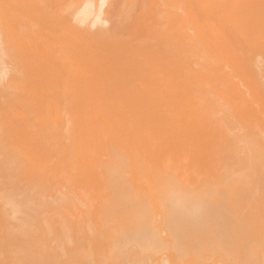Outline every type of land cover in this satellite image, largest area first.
<instances>
[{
	"label": "bare ground",
	"instance_id": "bare-ground-1",
	"mask_svg": "<svg viewBox=\"0 0 264 264\" xmlns=\"http://www.w3.org/2000/svg\"><path fill=\"white\" fill-rule=\"evenodd\" d=\"M45 1L46 0H0V37L2 36L0 38L1 39L0 41L3 42L2 41L3 36L6 39V41L4 40L5 45L4 43H1L2 45L0 47L4 45L5 46V47L3 46L4 48H6L9 51L11 50L13 56L18 60V62H16L17 61L16 59L15 62L9 60L10 62H13V64L10 63L11 68L8 66L10 69H12L11 70L12 73L14 72V74L18 76L15 75L10 76L9 71L6 69L0 71V111L5 112L6 114L4 115V113L2 112L3 116H1L2 114L0 113L1 114L0 116L2 117V118L0 117V127H3L0 131L2 134L6 133L5 137H3L4 136L3 135L2 136L3 138L2 139L0 138L1 141L3 140V144L0 143V218L6 220L5 222H7V219L11 221L9 222V224H7L6 229L1 227L2 229L7 230L6 233H9L10 236L6 235L8 237L7 240L5 237L6 241L4 243L6 244L3 248L0 245L1 246L0 248L2 249V252L4 254L6 253L7 255L8 254L10 255L9 258L11 261H9V259L7 261H9L10 264H104V263L106 264V262L112 260V262L113 261L116 262L114 264H135V260H138V258L137 259L133 258L134 253L131 254V257H128L127 255L129 251L131 252L130 250L131 248L136 246L140 248L145 246V248L147 247L151 249L158 247L164 248L165 247L164 244L166 243V242L163 243L162 241L165 239L164 236L166 237L168 236V238L172 240L171 241L170 239H168L170 241L169 243H172L170 247L180 258H185V257L187 258L189 255L192 254L196 256V254L199 255L202 253L204 254L209 252L212 253L214 251L216 254L218 253V255H220V253L223 252L225 253L226 256L228 254H230L231 257L232 255H234L235 258L233 259L237 262H241L242 260L245 261V259H247L246 258L247 256H249L248 258L252 256L249 255V249H252V251L250 250V252L253 253V249L255 250V247H257L258 250L257 252H259V250H261L258 248V246H261L259 245L260 244L259 241L264 235V89H263L264 74L262 73L263 69H261V63L264 60V0H179L181 4L179 5L178 3H176L175 6L177 4L180 6L178 10L180 11L181 14L179 12L177 14V9H176L177 7L176 8L174 7L176 9V12L174 14H172V12L170 14L166 12L169 15L168 18L166 19H162L164 15L156 16L155 14L156 11L158 10L160 12L162 9L160 8L159 10L158 6L156 8L155 13L151 12L152 10L151 8L156 7L154 5H156L157 0H120L121 5L116 7L117 9L120 7L119 8L120 12L116 10L117 11L116 13L118 14L120 13L119 14L121 19L120 22L122 24H126V25L128 24V27L131 24L132 25L136 24L134 26H138L137 28L138 30L140 29L141 35H143V33L145 34L143 36H140L139 33L140 37L137 36L138 34V32L136 31L137 29L133 26L132 27L136 29L135 30L136 34L134 33L135 35H133L132 37L129 36L130 37L129 40H127L128 38L120 39V42H118L116 40L117 36L110 34L113 38L115 37L114 41L117 42L118 44L112 41L113 39L111 40V36L108 38L110 40H108L107 39V37L109 36L108 34L107 37L104 34H102L103 35L102 37L104 38L106 37L107 40L101 39L102 37L98 38L96 36L97 38H90V36L89 37L87 36L88 38H90L89 42L88 43L84 42L85 40L83 39V37L85 38V35L82 34L83 31L79 35V33L77 32V30H79L77 28L78 25H83L85 23L88 24V20L91 18L92 21L90 22L89 20L91 25L88 24L91 27H97L96 25L107 26L106 24L108 23V22L105 23L101 18V16L105 13L106 3L108 5V2H106V0H84V2L82 1L83 3L80 4L81 6L79 4H75L74 6L76 8L75 10L71 8V10H73L72 11L73 13L72 12L71 13L73 14V21H74L72 22L73 24L75 23L77 24L76 27L74 26L75 28L73 30L74 32H77L78 35L74 33L76 34L74 37L77 38L78 43H80L79 38L80 40L83 39V42L86 43V44L84 43L82 44V40H81V44L80 45L76 44L75 47L73 45L77 43V41H75L74 44H70L68 41L70 37L67 39V36H66L67 39L66 41L68 42L65 41L64 43L67 44L66 45L67 47L66 46L64 47L63 41L61 40H60L61 45L60 44L56 45L59 40L54 38L55 35L52 37V32H50V30H49L50 35H48V32H46L45 30L46 28L44 30L47 33L45 36H47L48 41L43 36L42 33L44 32V30H42V28L44 27V22L46 24L48 21H50L49 17L51 18L50 14L52 12L50 10L52 8L49 7V2L47 1L48 2L47 3ZM74 2L77 1L75 0ZM53 4L55 3L53 2ZM76 5H79V7L77 8ZM150 6H152L150 8L151 10L149 9ZM139 7L142 11L139 9ZM112 8H114V6ZM144 8H146L147 11ZM138 9L140 15L137 13L138 11H136ZM148 10L150 11V13H148L149 12ZM162 11L164 10L162 9ZM66 12L68 13L67 10L65 11V14ZM116 13L115 15H118ZM133 13L136 14L134 15ZM151 13L155 14L156 16V17L153 16L154 20L151 19L152 17ZM121 15L123 16V18H121L122 17ZM149 16L151 20L147 21L143 19L144 17H147L148 19ZM70 18L68 20H70ZM51 21L50 23H53V21L52 22ZM64 22L67 23L65 19ZM87 24H85V26H87ZM154 25L156 26V28ZM66 26L68 27V23ZM116 26L118 25L116 24ZM59 27L58 29L60 30L61 28ZM91 27L90 29H92ZM128 27L126 28L127 30H129ZM69 28L71 29V27ZM115 28L114 30L117 29ZM141 30H143L144 32L142 33ZM68 31L70 32V30ZM72 31L71 34H73ZM119 33H122L121 28ZM93 35L91 36L93 37ZM48 36L52 38L50 37L48 38ZM55 37L58 38L59 36H55ZM54 39H56L57 42ZM110 43L111 44L113 43L112 45L115 44V47L109 45ZM63 47L65 50L67 49L69 53H67V51L62 49ZM72 47H74L73 55L71 50ZM59 52H61L59 55L57 54L59 56V60L60 59L64 60L66 59L65 56L69 57L71 54L70 59L68 60L66 59L64 60L66 62L60 63L59 61H57L58 59L56 58L58 56L55 57V53H59ZM4 55L3 54L1 55L2 58H4L3 57ZM108 62L110 63V66L114 65L111 66L110 69H109L110 67L109 64L107 66ZM106 67L107 70L109 69L110 71H113L112 72L113 75H109V77L114 76L115 72L117 73V74L115 73L116 77L114 76L112 78V80L114 79L115 81V82L113 81V83H115L114 85H117L118 83L117 81L120 80L119 82L120 84L117 85L118 87L120 86V91H118L119 88L117 86L116 87L118 88V90H116L114 86H112L113 88L110 90L115 91L116 94L120 93L119 95L120 101H118L120 102V104H118V106L114 105L115 108H118L120 106L119 107L120 110H118L120 111V115H119L120 127L118 126L120 129L118 133L120 134V139H119L121 142L120 144L121 145L122 143L132 144V147H130L132 148V151L130 150L129 153L121 154L120 152L123 151V149H120L121 146L119 144H118L120 146L119 154L116 153L117 152L116 150L114 149L112 150V148H110L111 150L109 149V152L107 149H105L109 153V158L106 160L108 162L105 163V165L103 166H102L103 163L101 162L102 159L99 158L101 159L99 161L102 163L101 168L99 167V161L98 160L94 161V159L90 157L92 156L90 155L92 152L88 154L89 156L87 158L90 157L91 159H93L91 160L92 162L94 161L93 163L98 162V165L92 164V166H95L97 170H100V173L99 171L98 172L95 171L96 170L95 168L94 169L91 168L90 171L94 170L93 172H96L98 174L97 176L98 177L100 176L102 178L101 180V178H98L96 176L98 182L100 180L103 181L102 187H100L99 186L100 184L96 182L97 179L93 178L94 180H91L92 185L97 184L100 190L103 189L105 192V193L100 192L99 189H98L99 191L96 190L98 193L94 192L97 193L98 196L100 193L99 197L96 196V198L98 197L99 200L102 198L101 201H99L100 203L97 202L98 200L96 201V199H95L96 202L90 199L93 196V194L90 195L89 193L88 195H90V197L88 198L87 193L90 192L91 188L92 189L95 188V185L92 186L90 184L91 185L90 186L87 183V182L90 183V181H88L90 178H88L87 182L84 181L83 179V183L81 180L78 181L76 179V181L80 182L78 185V182L74 181L75 179L72 178L74 176V173L67 175V176L72 175L71 177H67V179L71 178V180H73V182L76 183L77 188L78 186L81 187L77 189V192H79L77 193V196L78 197L82 196L85 199L88 198L89 203L90 201H93L94 203H96L95 204L96 206L93 205L94 204L93 203L89 205V206L93 205L92 206L93 209L88 208L89 203L86 199L85 202L87 201L86 202L87 206L85 205L84 206L85 208L86 207L88 208V209L86 208L87 210L89 209L90 210L87 212L82 209L83 212L85 211L87 213V215H84L83 212L80 211L81 212L80 213L77 211L78 206H75L76 208H74V206L70 207V202L69 203L67 202L69 198L65 195L68 199L67 201L66 200L65 201L69 205L67 203L64 204L68 205L71 209H69L67 206L69 210L66 209V211L68 212L64 214L66 217H68L70 216L69 214L73 213V215L71 214L72 222L71 223L68 222L70 224L68 225V223L66 222L70 219L64 216L65 221L67 219L68 220L66 222L65 221L63 222V226H61V229L63 230V234L65 232L66 235H62V233H60L62 237L60 236V238L54 241V245L56 244L55 245L56 247L53 248L54 245L52 244H51L52 247H49L47 243L48 241L51 240H48V238L52 236V234L54 233L52 231L55 230V228L52 227V225L53 223H55V221L53 222L54 219L51 218L52 225H50L51 222L49 223V220L46 223H44L45 220L43 224L41 223L40 213L42 211L44 212L45 210L44 208L48 207L47 206L48 202H45L46 198L44 200L43 199L44 197H42L43 185L40 184L42 183L40 179L41 174H39L40 172H35V170L33 172L32 171L33 166L31 167V164H28L29 166L26 164L29 162L25 161L26 159L25 154L28 156L29 153L30 156L28 157L29 158L31 157L29 160L31 161L32 159V161H34L35 163L36 159L38 161V158L40 157V153L41 156L45 157L47 154H49L48 153V151H50L49 148H52L54 146L55 149V146L57 145L54 143L58 144V142L60 141L53 140L54 142H52V144L54 145L52 147L51 146L49 147L48 142L52 141L50 136L46 138V141L44 140L45 138H40L43 136V135L40 136L38 132L41 129L38 131L34 130V132L36 131V135H34L33 134L34 132H32V130H33V126L36 127L35 126L36 123L33 121L34 118H32L31 120L33 124L35 123V125L33 126H30V123L27 125L24 124L23 122V127L24 125H26L27 128H29L28 126L32 128L31 130L32 133H30L29 131L28 135L24 134V133H28L26 131L22 134H24L27 143H29V141L33 142V140L34 142H36L35 144L33 142L34 144L33 146L36 149L33 146L31 147V143H29L28 145L30 146L28 148V152L24 153L25 151H27L26 148L28 145L24 143L23 139H22L23 142L20 143L19 141V143L20 144L24 143L26 145L25 146L26 148L24 147V149L26 150H24L23 147H21L20 144H18V142L14 143L12 140H10L12 138L11 135L13 134V132H15V130L17 132V130L19 129L20 130L19 133L22 130L21 129L22 127H19L18 124H15L13 122L16 123L18 122L19 124H21L22 121H24L22 116L20 118L18 117L20 116L18 115L19 111L21 115L22 113H25V109L33 105L32 104L34 102L33 99H36L35 101L38 100L36 98L38 94L41 95V93H44L45 95V93L49 92L50 94L47 95L49 97L52 94L51 92L55 93L59 91L63 95L64 94L67 95V97L69 98V96H72L74 93H77L78 91L82 92V89H86V86L89 87L91 81H94V79L97 78L99 75H102L104 72L106 73V75L107 73L109 74L110 71L107 72L105 70ZM98 70L100 72L101 71L104 72L98 73L99 75L97 74V77H95L96 76L95 73L96 71L98 72ZM7 71L9 74L7 73ZM91 71L95 72L94 73L95 76L92 74ZM7 74L9 76H7ZM105 76L103 78H105ZM119 76L120 79H118ZM90 77L92 80L89 82ZM106 78H105L106 82L104 81L105 83L102 82L101 76L97 79L98 82L99 83L102 82L103 85L101 83L100 84L97 83V80L95 79L96 81L95 83L102 85L101 87L99 85L98 87L96 86V84L92 83L93 85H95L94 88L96 87L98 88L96 89L98 90L99 93H102L103 90L105 91L104 88L101 89V92L99 90L100 88L105 86L106 83H107L106 85H109L106 87V89L109 87L111 88L110 85L111 83L108 84L107 81L111 79L107 78L106 80ZM92 88L93 86L91 85L90 91H92ZM115 92H113V94ZM92 93L91 95L89 94V100L95 92L93 94ZM204 93H208L211 96V99L206 101V103L201 104L200 98L203 96ZM96 94L98 93L96 92ZM113 94L111 97H113ZM107 95L109 94L107 93ZM28 96H30V98H28ZM24 99H26V101H22ZM19 100L22 102H18ZM86 100L89 101L88 98ZM91 100L89 102H91ZM16 102H18V105ZM37 102L34 103V105L36 104L37 106L38 105L40 106L41 105L39 104L40 101L38 104ZM93 102L95 104V101ZM113 102H111V104ZM44 103L45 102H43V104ZM52 103L53 101L49 104ZM94 104H92L93 105L92 107L94 108V106L96 105L97 108L95 107L96 109L94 110L90 109V111L97 113L96 110L99 107L98 106L99 103L95 105ZM14 106H16V109L19 110V111L17 110L18 113H16L17 111L14 112L15 109ZM37 106L36 108H38ZM105 106H107L108 108ZM105 106L103 104V106H101V110H105V109L113 110L110 109L111 106L109 107V104L107 105L105 103ZM104 107L105 109H102ZM115 108L114 110L116 111L117 109ZM101 110L99 107V111ZM7 111H13L14 112V113L12 112L13 116L11 113H9L10 116L9 114L7 115L8 113ZM100 114L102 115V111ZM104 114L106 115V113ZM10 117L11 119H9ZM53 117H56V115ZM28 118L30 119L31 117ZM36 121L38 122V120ZM45 122H48V120ZM114 122H116L115 119ZM10 123L12 124V126L15 124V128L17 127V129L13 128L14 131L13 130L11 131V129L8 128V127L12 128ZM101 127L103 128L102 125ZM101 127L99 130H102ZM44 128L45 127H43V129ZM50 128H47L49 129L48 132L50 131ZM105 128L108 129L107 126H105ZM43 129L42 132L46 131V129L45 130ZM111 129H113L114 131H112ZM109 131L114 132L113 134L108 133L111 135L110 136L111 138H109L110 139L109 142H110L112 139L115 138L114 135L117 133V129L113 128L112 126V128H110ZM100 132H101L100 134H102L103 130ZM84 133H86V131ZM32 134L35 137L32 136L30 140L27 139V137L30 138ZM67 134L69 133L67 132ZM67 134L65 136L68 137ZM104 134L105 136H107L106 135L107 133H105V131ZM70 135L71 134H69V136ZM84 135L85 138H88L86 135L89 134L86 133ZM75 136H76L75 138H77V136L79 135H75ZM105 136H103L104 140L108 141L106 140L107 138ZM39 138L42 140L41 143L43 144H41L38 141L40 140ZM48 138H50V140H48L47 142ZM88 140L87 143L89 144L90 141L88 142ZM85 141L86 140L84 139V142ZM113 141H115V143ZM46 142L48 143V145L46 144L48 148L43 146ZM111 142H113V144L116 145L117 144L116 138ZM64 143L66 144V142ZM60 144L62 145V143H59V145ZM105 144L107 143H104V146ZM110 144L108 146H110ZM89 145H91L90 147H92L93 146L92 142ZM143 145H146L144 146V148L146 149V151L149 150L148 153L143 148ZM150 145L152 146L154 151L153 150L150 151L149 149ZM60 146L59 148H61ZM66 146L67 144L64 147ZM116 146L115 148L117 149L118 146L117 147ZM177 146L179 147L175 148ZM42 147L47 148V152L43 153ZM82 147L76 150H79ZM3 148H5L6 150L11 148L10 150L12 151L10 152L8 150L9 151L8 153L7 152L4 153L1 151V149L3 150ZM34 150L35 151L37 150V152L40 153L35 154L36 152ZM72 150L73 149H71V152L68 151L71 153L68 154L70 156L67 159L70 163L71 162L74 163L76 161V160L70 161L71 159L73 160L74 157L76 159L79 156L78 155L76 157L77 154L75 155L73 153L74 151ZM140 150L141 151L143 150L144 154ZM29 151H31V153ZM63 151L60 152V154L57 153V155H61ZM103 151L102 153H104L103 154L104 156L106 154L105 153L106 151L104 152ZM32 152L35 154L32 156H36L33 157L34 159L36 158L35 160L31 156ZM150 152L151 153L153 152V154H151ZM45 153L46 155H44ZM52 154L49 155L51 156ZM72 154H74V156ZM50 156L47 155V159ZM95 156H97L96 153ZM53 157H56L55 161L56 159H58V156H56V154ZM68 161L66 162L68 163L69 166ZM85 161L87 162V159ZM150 161H153V163H151ZM186 161L187 163L188 161H190L194 165L190 163L192 165L190 166L189 163L188 164L186 163L188 166H190L188 167L186 164H184L186 170L190 168V170H188L190 173L184 172L183 174H186L184 176L182 173H179L181 174V177L183 176L185 178V181L184 178H182V180L179 181L186 182L188 181L189 177H191L192 179L193 174L189 175L191 174L192 171L196 175V177L195 175L193 177V180H196L194 182L200 183L202 181V180L197 181L198 180L197 177H200V179L204 178L207 180V182H201L200 185L197 184L199 186H196L195 185L196 183H194L195 185L194 186L192 184L193 181L192 183H190V185L187 182L188 184L186 186L189 187L193 186L190 187L191 189L189 188V191L185 190L187 187H183V185L182 186L178 185L180 188H176V187L174 188L172 186L173 184L172 185L170 184L173 183L172 180H169V178L168 180L163 179L173 175L171 174V172L173 173L174 171H175L174 175L178 176L179 174L177 169L182 167L183 166L182 163H185ZM56 163L58 165V162ZM73 163L71 164L73 165ZM207 163L213 165V169H210L211 166L208 167L209 165ZM16 164L18 165V167ZM25 165L30 167L31 169L28 168V170H26ZM203 165L204 166L208 165L207 166L208 173L210 170L211 174L210 173L209 174L212 175V178L210 176L211 180L215 178V181L217 180V182H215L214 180L210 182V180H208L209 177L208 178L206 177L209 176V174L202 175V173H207L206 172L207 167H205L206 169L204 168L206 171L203 172L204 171V169L202 168ZM152 166L154 168L156 167L157 169V170L155 169V173L153 172L154 168H152ZM173 166H176L174 167V169L175 168L176 169L170 172ZM75 167L78 166L76 165ZM61 168H63V164ZM82 168L85 169L84 167ZM132 168L133 170H135L134 174L136 175L133 176L131 181H134L136 179L140 180L141 177L145 176L144 175L145 173L147 174L148 179L149 178L151 179L153 176V179H151L153 181H151L152 183L150 182L151 183L150 185L151 187H153L152 190L154 192L153 191L151 192V189L150 192L152 193L153 196L152 198H154L153 193L155 194V198L152 201L150 200L151 197L148 195L149 191L147 192L148 194L146 193L143 194L146 196L143 195L141 196L142 191L139 192L141 188L138 189L139 191L136 190V188H139L137 187L136 181H134V184H132L133 187L131 184H130L131 186L129 185V182L126 180L127 178L125 177V174H127V170L128 172H130L129 169ZM183 169H184L183 171H186L185 168ZM23 170L26 173H22ZM70 170H68L69 173ZM74 170L75 172L77 171V169ZM29 171L30 172L32 171L34 174L32 172H31L32 174L29 173ZM150 171H152L153 173ZM96 173L94 174L96 175ZM79 175L78 176L76 175L77 178L80 177ZM130 175L132 176L133 174H129L127 176L131 178ZM92 176L94 177L93 174ZM135 176L137 178L134 179ZM177 176H176L177 179L179 178L181 179V177L178 178ZM201 176L203 177L201 178ZM42 177L45 176L42 175ZM63 177L65 176L63 175ZM170 178L172 179V176ZM173 179H175L174 176ZM146 180L147 177L144 180L145 183L147 184ZM67 181L70 182V180ZM184 182H182V184H184ZM84 183L85 185H83ZM63 184L65 185L66 183ZM138 184H141V182ZM72 187L74 186H71V188ZM82 188L84 189V192L81 190L83 193L81 191H78ZM148 188H150L149 184H148ZM144 189L145 188H143V190ZM74 190L76 189L74 188ZM91 193L93 192L91 191ZM38 197L41 202L38 203L39 205L36 204L37 203L36 199ZM84 198L80 199L79 201L83 202ZM61 200H64V198H62ZM61 204L63 203L61 202ZM59 208L63 209L66 208V206ZM59 208H57L56 206L55 210ZM59 210L58 212L56 211V213H60L62 211L60 213L62 216L60 215L61 217L60 218L58 217L57 220L60 219L61 221H63L64 219L63 212H65L63 210L65 209L61 210L60 212ZM51 211L52 210L45 211L47 214H44L42 212L43 213L42 216L43 215L48 216V214L52 213ZM74 212L77 215H75ZM47 216L46 218L50 217L51 215L48 217ZM157 216L160 222L162 220V225L164 227L163 229L162 228L160 229L165 230L168 234L166 235L164 233L165 234L164 235L162 234L163 233L162 232L161 234L164 235L163 236L164 239H161V241L156 239V234H159L160 232L157 233L159 229L156 227L158 226L157 225L155 226L153 224L154 219H156ZM93 218L97 220L96 224ZM0 221L3 222V220L1 219ZM160 222H158L159 227L161 226ZM64 223L67 224V226H65ZM95 225H98V228H100L101 226L102 228L105 227L108 228L107 232L109 231V229L113 230L112 233L114 237L113 236L112 237L115 240L113 239L111 240L116 241L117 244H120L119 246H121L120 248H122L120 249L121 251H118L119 247H117L118 249L109 251V253H113V254H106L104 252L105 254L103 255L100 253V251L98 250L95 251L94 250L95 248L99 249L100 247L102 248V250L105 251V249L107 248L105 246H108L107 245L108 241H111V240H107L110 238V236H108L109 238L107 237L106 241L104 240L105 242H107V244L104 242V244L106 245L105 246L103 245V243L101 242L102 237L106 238L107 235V233L103 229V232H105L106 234L103 232L101 233L102 235L105 234L104 235L105 237L104 236L100 237L101 241H99V243L102 244L105 248L102 247L101 245L99 246V244L98 247H96L97 246L96 243L98 241L93 242L99 239L96 238V235L94 236L95 238L93 236L91 237L93 239V240L90 239L92 240V242L91 241L87 242V240L85 239L87 237L86 234L88 233V235H92L91 232L94 231L92 230L93 229L92 227H94ZM57 226H56V231L58 230ZM51 227L53 228V230ZM94 229L96 231L97 229L96 226L94 227ZM59 230L57 232L62 231ZM56 231L55 234L53 235H56ZM100 231L102 230L100 229ZM96 232H98V230ZM48 235L50 236L48 237ZM3 239L4 238L2 237V241L0 242L2 243V245L4 241ZM255 240L258 242V246L252 245L253 243L254 244L257 243L255 242ZM65 241L70 242L71 245H69V243L66 242V244H68L70 248L75 244L73 250L67 247L69 248V250H71L68 253V257H69L68 261L66 260L67 253L64 251L65 248L63 247L64 245L65 247L67 246L66 244H64ZM72 241L75 243L74 244L71 243ZM50 243H52V241ZM263 243L264 242L262 241V244ZM167 247H165L166 250ZM57 249L58 250L60 249V252H58ZM90 250L93 251L91 252ZM218 251H220V253ZM106 252L108 253V251ZM257 252L255 251V253L258 255L260 253L261 255L264 254V251H260V253ZM3 253L2 255H4ZM162 253L161 254L165 260L166 258H168V260L171 259L174 260V258H172L173 255L172 256L170 255V257H168L169 256L168 253H166V255L165 252ZM255 253H253V257L256 255ZM237 255L241 258V260L239 257H237ZM261 255L259 256L261 257ZM0 256H1V251H0ZM202 256L204 255H201V258ZM63 257L65 258L66 261L65 260L62 261L64 259ZM148 257H149V253H148ZM236 257L240 261H238V259L236 260ZM260 257L258 259H260ZM154 258L153 260H155ZM186 258L183 259V262L186 261ZM190 258L189 260H191L193 257L191 259ZM1 259L3 261L4 258ZM160 259L158 260L159 263H160ZM227 259L230 260L229 257ZM251 259H249L250 261H247L249 264L251 262L253 263V259L252 260ZM258 259H256V261ZM189 260L187 259L186 264H188ZM260 260H258L259 264H261L260 262L263 259L261 261ZM222 261L224 262V260ZM5 262L6 261H4L2 264H4ZM242 262L240 264H242ZM172 263L175 264L176 262L171 261V264ZM197 263L201 264L199 263L198 260ZM212 263L214 262L212 261ZM107 264H111V263H107ZM145 264H147V262H145ZM168 264H170V261H168ZM180 264L183 263L181 262Z\"/></svg>",
	"mask_w": 264,
	"mask_h": 264
},
{
	"label": "rangeland",
	"instance_id": "rangeland-1",
	"mask_svg": "<svg viewBox=\"0 0 264 264\" xmlns=\"http://www.w3.org/2000/svg\"><path fill=\"white\" fill-rule=\"evenodd\" d=\"M47 1L49 2V7L52 8V9H50V10L52 11V12L50 11L52 15L50 14L51 18L49 17V20H50V21L52 20L53 23H50V21H48V22L45 24V22H44V27L42 28V30H44V29L46 28L45 30H46V32H48V35H50V32H52V37H53L54 35H55V36H59L58 38L54 36V38H56V39L59 40L58 43H57L56 45L60 44V43H61L60 40H61V41H63V45H64V47H65L67 44H64V43H65V41H66L69 37H70V38H71V37L73 38V37L77 34V32H78L79 35H80L82 31H83L82 34L85 35V38L83 37V39L85 40L84 42H86V43L89 42V39H90V38H97V37H98V38H101V37L103 36L102 34H104L106 37L109 35V36L107 37V39H108L111 35L117 36V37H116V40H117L118 42H120V39H127V38H128L127 40H129L130 37H132L133 35L136 34V32H135L136 29H137L136 31L138 32L137 36H139L140 29L138 30V28H137L138 26H134V25H136V24H133V25H132V24H131V25L129 24L131 27H130V26L128 27V24L126 25V24H122V23L120 22V21H121V19H120V15H119L120 13H119V14L116 13V12H117L116 10H118V12H120V11H119V10H120V9H119L120 7H119L118 9L116 8V7H118V6L121 5V4H120V3H121L120 0H108V1L106 0V2H108V5H107V3H106V5L108 6V8H109L110 10H109V9L107 8V6L105 5V13L101 16V18H102V20H103L105 23L108 22L110 25L107 23V24H106L107 26H105V25H104V26L101 25L102 27H101L100 25H96L97 27H91V26H90V25H91L90 22L92 21V20H91L92 18L89 19L90 22H89V20H88V24H90V25H88L87 23H85V24H87V26H85V24H83V25H78V26H77L76 23L73 24V22H74V21H73V14H72V13H73V12H72L73 10H71V8L75 10V9H76V8L74 7L75 4H79V5H80V4H82V3L84 2V0H81V1H80V0H79V1L76 0L77 2H74L75 0H74V1L72 0L73 3H72V1H70V0H66V1L63 0L64 2L61 1V0H54V1H53V0H46L45 2H47ZM52 1H53L55 4H53ZM82 1H83V2H82ZM162 1H163V3H162ZM173 1H174V2H173ZM173 1H172V0H171V1H170V0H167V1H166V0H157L156 5H154V6H156V7H152V6H150L149 9L152 7V8H151L152 10H151V9H150V10H151L152 13H155L157 6H158V9H159V10H160V8H162V9L164 10V11H162V9H161L162 13H161V11L159 12V11L157 10L155 14H156V16L164 15V17H163L162 19H166V18H168V16H169L168 13L170 14V13L172 12V14H174V13L176 12V9H177V14H178V12L180 13V11H179L178 9H179V7H180L179 5L181 4V2H180L179 0H173ZM176 1H177V2H176ZM48 2H47V3H48ZM50 2H51V3H50ZM60 2L62 3V5H61ZM109 2H110L111 4H110ZM167 2H168V3H167ZM68 3H69V5H68ZM158 3H159L160 5H159ZM164 3H165V4H164ZM176 3H178L179 5L177 4V5L175 6ZM255 3H256V1H255ZM50 4H51V5H50ZM162 4H164V5H162ZM172 4H173V5H172ZM59 5H60V6H59ZM67 5L70 6V7H68ZM79 5H76V7L78 8ZM109 5H110V6H109ZM80 6H81V5H80ZM113 6H114L115 9L112 8ZM159 6H160V7H159ZM161 6H162V7H161ZM163 6H164V7H163ZM167 6H168V7H167ZM73 7H74V8H73ZM140 7H141V6H140ZM140 7H139V9H140ZM143 7H144V6H143ZM143 7H142V8H143ZM171 7H172V8H171ZM174 7H175V8L177 7V8L175 9ZM106 8H107V10H106ZM111 8H112V10H111ZM136 8H138V7H136ZM153 8H154V10H153ZM170 8H171V9H170ZM56 9H58V10H56ZM139 9L136 10V11H138V12H137L138 14L140 13V12H139ZM144 9L146 10V8H144ZM147 9H148V8H147ZM174 9H175V10H174ZM62 10H63V11H62ZM66 10L68 11V13L66 12V14H65V11H66ZM140 10H141V9H140ZM145 10H143V11H145ZM167 10H169V11H167ZM59 11H60V12H59ZM107 11H108V12H107ZM141 11H142V10H141ZM146 11H147V10H146ZM148 11H149V10H148ZM153 11H154V12H153ZM57 12H59V13H57ZM71 12H72V13H71ZM106 12H107V13H106ZM114 12H115L116 14H118V15H115ZM157 12H159V13H161V14H159V13H157ZM164 12H165V13H164ZM166 12H168V13H166ZM15 13H16V12H15ZM62 13H63V14H62ZM112 13H113V14H112ZM148 13H150V11H149ZM152 13H151V15H152L151 19L154 20V17H153V16H155V14H152ZM58 14H59V15H58ZM133 14L135 15L136 13H133ZM157 14H158V15H157ZM180 14H181V13H180ZM12 15H13V14H12ZM111 15H112V16H111ZM122 15H123V14H122ZM122 15H121V16H122ZM139 15H140V14H139ZM146 15H147V14H146ZM149 15H150V14H149ZM52 16H55V17H52ZM67 16H68V17H67ZM116 16H118V17H116ZM137 16H138V15H137ZM156 16H155V17H156ZM165 16H166V17H165ZM63 17H64V18H63ZM65 17H66V18H65ZM70 17H71V18H70ZM111 17H112V18H111ZM114 17H116V18H114ZM134 17H135V16H134ZM161 17H162V16H161ZM56 18H57L58 20H57ZM69 18H70V20H68ZM121 18H123V16H122ZM136 18H137V17H136ZM139 18H140V17H139ZM64 19H65V21L68 23V27L66 26L67 23L64 22ZM66 19H67V20H66ZM119 19H120V20H119ZM137 19H138V18H137ZM143 19H145V20H147V21L151 20V19H150V16H149L148 19H147V17H144ZM157 19H159V18H157ZM59 20H60V21H59ZM112 20H113V21H112ZM44 21H46V20H44ZM52 21H51V22H52ZM55 21H56V22H55ZM62 21H63V22H62ZM72 21H73V22H72ZM114 21H115V22H114ZM118 21H119V23H118ZM130 21H131V20H130ZM130 21H129V22H130ZM131 22H132V21H131ZM131 22H130V23H131ZM150 23H151V21H150ZM152 23H153V22H152ZM54 24H55V25H54ZM56 24H57V25H56ZM114 24H115V25H114ZM116 24H117L118 26H116ZM120 24H121L122 26H121ZM58 25H59L60 27H59ZM61 25H62L63 27H62ZM113 25H114V26H113ZM123 25H124V27H123ZM152 25H153V24H152ZM53 26H54V29H55V28H57V29L54 30V29H53ZM56 26H57V27H56ZM72 26H73V27H72ZM74 26H75V27L77 26V28H78L79 30H81V31L77 30V32H74V30H73V29L75 28ZM79 26H80V27H79ZM82 26H83V27H82ZM88 26H90L92 29H90V27H88ZM110 26H111V27H110ZM119 26H120V27H119ZM132 26L135 27L136 29H134ZM154 26H155V25H154ZM50 27H51V28H50ZM58 27L61 28V29L59 30ZM66 27H67V28L71 27V29H72L73 31H72L70 28L67 29ZM84 27H85V28H84ZM86 27H88V28H86ZM115 27H116L117 29H116ZM118 27H119V29H118ZM127 27L129 28V30L126 29ZM49 28H50V29H49ZM65 28H66V29H65ZM100 28H102V29H100ZM114 28H115L118 32H117L116 30H114ZM120 28L122 29V33H123V34H122V33H119ZM124 28H125V30H124ZM130 28H131V29H130ZM155 28H156V26H155ZM157 28H159V27H157ZM62 29H63V30H62ZM45 30H44V32L42 31L43 33H42V32H41V33L43 34V36L45 37V39H47V36H45V35L47 34V33L45 32ZM49 30H50V32H49ZM51 30H53L54 33H53V31H51ZM68 30H70V32H69ZM97 30H98V31H97ZM132 30H133V31H132ZM66 31H67V33H66ZM71 31H72L73 34H74V33H76V34H74V35L71 34ZM75 31H76V30H75ZM96 31H97V32H96ZM128 31H129L130 33H129ZM131 31H132V33H131ZM58 32H59L60 34H59ZM116 32H117V33H116ZM141 32L143 33L144 31L141 30ZM105 33H106V34H105ZM134 33H135V34H134ZM61 34H62L63 36H62ZM64 34H65V35H64ZM68 34H69V35H68ZM70 34H71V35H70ZM87 34H88V35H87ZM93 34H94V35H93ZM107 34H108V35H107ZM110 34H111V35H110ZM121 34H122V35H121ZM144 34H145V33H143V35H144ZM77 35H78V34H77ZM84 35H83V36H84ZM91 35H93V37H92ZM100 35H101V36H100ZM124 35H126V36H124ZM143 35H141V33H140V36H143ZM60 36H61L62 38H64L65 40L62 39ZM66 36H67V39H66ZM87 36H88V37L90 36V38H88ZM96 36H97V37H96ZM129 36H130V37H129ZM140 36H139V37H140ZM1 37H2V36H1ZM1 37H0V38H1ZM49 37H50V36H48V38H49ZM52 37H50V38H52ZM86 37H87V38H86ZM106 37H105V38L102 37L101 39H105V40H107ZM123 37H125V38H123ZM70 38H69V39H70ZM72 38H71V39H72ZM78 38H79V37H78ZM114 38H115V37H114ZM114 38L111 36V40L113 39L112 41H114ZM56 39H54V40H56ZM69 39H68V41H69L70 44H74L75 41H77V38H76V37H74V38L72 39V40H73V43H72V40L70 39V40H71V41H70ZM75 39H76V40H75ZM83 39H81V40H82V44L84 43V42H83ZM0 40H1V39H0ZM4 40L6 41V39H5L4 36H3V39H2L3 42L0 41V46L2 45L1 43H4V45H5V41H4ZM81 40H80V38H79V42H80V43H78V41H77V43H75L73 46L75 47L76 44H77V45H80V44H81ZM108 40H110V39H108ZM47 41H48V39H47ZM68 41H66V42H68ZM102 41H104V40H102ZM112 41H111V42H112ZM56 42H57V40H56ZM106 42H109V41H106ZM114 42H115V41H114ZM86 43H84V44H86ZM115 43L118 44L117 42H115ZM70 44H68V45H70ZM112 44H113V43H112ZM112 44L110 43L109 45H112ZM4 45H3V46H4ZM60 45H61V44H60ZM119 45H120V43H119ZM3 46L0 47V50H1V51H0V52H1V53H0V56H1L2 54H3V55L5 54V55L3 56L4 58H2V56L0 57V62H1V64H0V68L3 66V67L1 68L0 71H2L3 69H4V70L6 69V70L9 71L10 74L8 73V71H7V73H8L10 76H11V75L13 76V75H15V74H14V72L12 73V71H11L12 69H10V68H11L10 65L13 64V62H15L17 59L13 56V53H11V52H12L11 50L9 51V50H7L6 48H4L5 46H4V47H3ZM71 46H72V45H71ZM112 46L115 47V44L112 45ZM116 46H118V45H116ZM64 47H63L62 49H64ZM66 47H67V46H66ZM74 47H72V49H71V50H72V55H73V51H74L73 48H74ZM68 48H69V46H68ZM70 48H71V47H70ZM119 48H120V47H119ZM64 50H65V49H64ZM64 50H63V51H64ZM2 51H3L4 53H3ZM6 51H7L8 54L6 53ZM59 51H60V50H59ZM63 51H62V52H63ZM65 51H67V49H66ZM69 51H70V50H69ZM77 52H78V51H77ZM60 53H61V52H59V53H55V57L58 56ZM67 53H69V52L67 51ZM11 54H12V55H11ZM57 54H58V55H57ZM6 55H7V56H6ZM8 55H9V57H8ZM53 55H54V54H53ZM66 55H68V54H66ZM70 56H71V54H70ZM70 56H69V57H68V56H65V58L68 60V59H70ZM1 58H2V59H1ZM9 58H10V59H9ZM11 58H12V59H11ZM13 58H14V59H13ZM56 58L58 59L57 61H59L60 63H61V62H66V61H64V60H66V59H64V60H63V59H60V60H61V61H60V60H59V56L56 57ZM56 58H55V60H56ZM15 59H16V60H15ZM9 60H10V61H13V62H10ZM62 60H63V61H62ZM70 61H71V60H70ZM70 61H69V62H70ZM118 61H119V60H118ZM16 62H18V60H17ZM119 62H120V61H119ZM10 63H11V64H10ZM201 63H202V62H201ZM262 63H263V65H262ZM262 63H261V69H263V71H264V60H263ZM108 64H109V66H110V63H109V62L107 63V66H108ZM8 66H9L10 68H9ZM111 66H114V65H111ZM111 66L109 67V69L111 68ZM119 66H120V63H119ZM5 67H6V68H5ZM115 68H116V66H115ZM115 68H114V70H115ZM109 69L107 70V67H106L105 70L108 72V71H110ZM112 69H113V67H112ZM119 70H120V67H119ZM263 71H262V73L264 74ZM91 72H92V71H91ZM101 72L103 73L104 71H101ZM101 72L98 70V72H97V71H96V73H95V72H92V74L94 75V73H95L96 76H95V75H94V76L97 77V74H98V73H101ZM110 72H111V74H110ZM110 72H109V74L107 73V75H106V73L104 72V73L102 74L103 76L98 74L99 76H98L97 78H95V77H94V78L97 80V79L101 76V77H102L101 80H102V82H104L106 77L108 78L109 75H113V73H112L113 71H110ZM114 72H115V71H114ZM89 73H90V72H89ZM115 73H116V72H115ZM115 73H114V76L116 77ZM8 74H7V76H9ZM116 74H117V73H116ZM85 75H88V74H85ZM90 75H91V74H90ZM90 75H89V76H90ZM105 75H106V76H105ZM7 76H6V77H7ZM15 76H18V75H15ZM104 76H105V78H103ZM114 76L109 77V78L112 80V78H113ZM263 77H264V76H263ZM107 78H106V80H107ZM109 78H108V79H109ZM95 79H94V81H91L92 79H91V77H90L89 82L91 81V84H89V87L86 86V89H82V92H79V91H78L77 93H74L72 96H69V98L67 97V95H65V94L63 95V94L60 93L59 91H57V92H55V93L51 92L52 94H51V96H49V97L47 96L48 94H50L49 92L45 93V95H44V93H41V95L38 94V96L36 97V98L38 99V100H37L38 102L35 101L36 99H33L34 102L32 103V104H33V105L31 106L32 108L29 107V108L25 109V113H22V115H21L20 111H19L18 109H16V106H14V108H15L16 110L13 108V109H14V112H16L17 110L19 111V114H18V115H20V116H18V117L20 118V117L22 116L24 121H22L21 124H19L18 122H17V123H16V122H13V123H15V124H18L19 127H22V128H21L22 130H21L20 133H19V131H20L19 129L17 130V132H16V130H15V132H13V134L11 135V137H12L13 139L10 137V138H11V139L9 138L10 140H12L14 143H17V142H18V144H20V143L23 142V140H24V143H25V144L28 145L29 143H31V147H32L36 142H34V140H33L34 144H33V142H31V141H29V143H27V142H26L27 140H25L24 134H27V135H28V134H29V131H30V133H32V132H34V130H37V131H38V130L41 129V130L38 131V132H39L40 136L43 135L44 137L42 136V137H40V138H45L44 140L46 141V138L50 136V138L52 139V141L48 142V140H50V138L47 139V142L49 143V147H50V146L52 147L54 144H56V145L58 146V147L55 146V149H54V146L52 147L53 149H52V148H49L50 151L52 150L51 153H50V151H48L49 154H52L53 152H54V153L56 152L55 154H56V156H58V159H56V161H55V158H56V157H53V156H55L54 153H53L54 155H53V154L51 155L52 157H51L49 154H47V155L50 156L52 159L54 158V159H53L54 162L52 161V159H51L50 157L47 159V155H46V153L44 154V155H46V156L44 157V156H41V153L39 152V153H40V157H39V158H40V159H41V158H44V159H41V160H40V159L38 158V161L40 160L41 163L44 161V162H45V163L43 162L44 164H43V163L41 164L40 161H39V163H38V161H37L36 158H35V159H36L37 162L35 161V163H34V161H32V159H31V161H30L29 159H30L31 157H30V158L28 157V156H30V154L28 153V156L25 154V156H26L25 161L29 162V163H26V164H27V165H28V164H31V167L33 166V170H32V171L34 172V170H35V172H40L39 174H41V175H40V176H41L40 179H41V182H42V183H40V181H39V183L43 185V186H42V188H43V189H42V191H43V193H42V197H44V198H43L44 200H45V198H46L45 202H48V205H47V206L50 207V208H48V207L44 208L45 210H44V212H43V211H42V212H43L44 214H47L45 211L52 210V211H51L52 213L50 212L51 214H48V216L51 215L50 217H48V216L46 215V216L49 218V219H48V218H46V216H44V215L42 216L43 213L41 212V213H40V215H41V216H40V217H41L40 220H41V223H42V224H43L44 220H45L44 223L48 222V220H49V223L51 222L50 225H52V221H51V220L54 219L53 222L55 221V223H53L52 227H54L55 230H53V228L51 227L52 230H53L52 232H54L53 234H55L56 226H57V225H58V226H57V229H58V230H59V229L62 230V229H61V226H63V222L65 221V217H66L65 214L68 212V211H66V209L69 210V209H71V208H70L71 206H74V208H76L75 206H78V207H77V209H78L77 211H78V212H80V211L83 212L82 209L88 212L90 209H93L92 206L96 204V203H94V202H96L97 200H98L97 202L101 201L102 198H101L100 200L98 199V197L100 196V193H99V196H98V195H97V193H98L97 191L100 190L99 186L102 187V182H103V181H101L102 178H101L100 176H99V177L97 176L98 174H97L96 172H93L94 170L90 171L91 168H93V169L95 168V166H92V164H94V165H95V164L98 165V162H95V163H93V162H94L95 160H96V161H97V160L99 161V160L102 159L103 161L101 160V162H102L103 164L99 161V167L101 168L103 165H105V163L108 162V161H106V160L109 158V153H108V152H109V149H110V148H112V150H113V149L116 150V151H117L116 153H118V154H119V147H120V146H121L120 149H123V151L120 150V151H121V152H120L121 154H122V153H123V154L129 153L130 150L132 151V148H130V147H132V144H126V143H122V145L120 144V143H121L120 140H119V139H120V134H118L119 131H120V129H119V127H120V119H119V118H120V117H119V115H120V111H118V110H120V108H119L120 106L118 107L119 109H118V108H115V106H118V104H120V102H118V101H120V97H119L120 93H117V94H116L115 91H111V90H110V89L113 88L112 86H114V88H116V90H118V88H119L118 91H120V86H119V87L117 86L118 84H120V83H119L120 80L117 81V79H116V81L118 82L117 85H114V84H115V83H113L114 79H113L112 81H111V80H107V81H108V84L111 83V84H110V85H111V88L109 87V88L106 89V87L109 86V85H106V84H107V83H106L105 86H103V87L100 88V90H99V91L101 92V89L104 88L105 91L103 90L102 93H99L98 90H97L98 88H97V87H96L97 89L94 88L95 85H93L92 83H94V84H96V86H98L100 83L102 84V82L99 83L98 80H97V83H99V84H97V83H95V82H96ZM103 79H104V80H103ZM118 79H120V76L118 77ZM99 81H100V79H99ZM89 82H88V83H89ZM105 82H106V81H105ZM105 82H104V83H105ZM114 82H115V81H114ZM112 84H113V85H112ZM91 85L93 86L92 91H90ZM102 85H103V84H102ZM102 85H99V86L101 87ZM99 86H98V87H99ZM116 86H117L118 88H117ZM88 89H89V91H88ZM95 89H96V90H95ZM205 89H207V88H205ZM263 89H264V87H263ZM93 90H95V91H93ZM84 91H85V92H84ZM106 91H107V92H106ZM90 92H91V93H92V92H93V93L95 92L94 94H96V92L98 93V94H96V95H94V94L92 93V94H93L92 97L90 96V97H91L90 100L92 99V100H91L92 103L89 102V101H90V100H89V94L91 95ZM103 92H104V93H103ZM109 92H110V93H109ZM111 92H112V93H111ZM113 92H115V93L113 94ZM205 92H206V90H205ZM107 93H108L109 95H107ZM100 94H101V95H100ZM112 94H113V97H111ZM115 94H116V95H115ZM43 95H44V96H43ZM59 95H60V96H59ZM105 95H106V96H105ZM114 95H115V96H114ZM117 95H118V96H117ZM207 95H208V96H207ZM87 96H88V97H87ZM97 96H98V97H97ZM99 96H100V97H99ZM103 96H104V97H103ZM45 97H46V98H45ZM94 97H95L96 99H95ZM114 97H115V98H114ZM205 97H206L207 99H206ZM28 98H30V96H28ZM87 98H88L89 101L86 100ZM106 98H107V99H106ZM26 99H27V96H26ZM26 99H24V100H22V101H26ZM46 99H47V100H46ZM113 99H114V102H113ZM117 99H118V100H117ZM204 99H205V100H204ZM209 99H211V96H210L208 93H204L203 96L200 98L201 104L206 103V101H208ZM28 100H29V99H28ZM31 100H32V99H31ZM50 100L53 101L52 104H49V103L52 102V101H50ZM105 100H106V101H105ZM115 100H116V101H115ZM22 101L19 100L18 102H22ZM39 101H40V103H39ZM93 101H95V104H98V103H99L98 106L100 107V110H101V106H103V104H104V106H105V103H106L107 105L109 104V107L111 106L110 109H113V110H114V108H115V109H117V110H116V111H115V110H114V111H113V110H109V109L106 110L105 107H107V106H105V107L102 108V109H105L106 111L109 110V111H108L109 113L106 112L105 110H101V111H102V115H103V116H102V115L100 114L101 111H99V107H98V109H97L98 111L96 110L97 113H94L93 111H90V109H91V110H92V109L94 110V109L97 108ZM96 101H97V102H96ZM109 101H110V102H109ZM18 102H16L17 105H18ZM28 102H29V101H28ZM36 102H37V104L39 103V104H41V105H40V106H39V105L37 106L36 104L34 105V103H36ZM43 102L47 103L48 105L45 104V103L43 104ZM54 102H55V103H54ZM57 102H58L59 104H58ZM60 102H61V103H60ZM111 102H113V103L111 104ZM23 103H25V102H23ZM63 103H64V104H63ZM90 103H91V104H90ZM114 103H115V104H114ZM14 104H15V102H14ZM14 104H13V105H14ZM42 104H43L44 106H43ZM92 104L95 105L94 108L92 107V106H93ZM101 104H102V105H101ZM28 105H29V104H28ZM114 105H115V106H114ZM36 106H37L38 108H36ZM33 107H35V108H33ZM95 107H96V108H95ZM107 108H108V107H107ZM30 109H31V110H30ZM6 110H7V109H6ZM18 111H17L16 113H18ZM110 111H111L112 113H111ZM2 112H3V111H0V113L2 114V115L0 114L1 116H3V113H4V115H6L5 112H3V113H2ZM7 112H8V113H7ZM7 112H6V113H7V115H8L9 113L12 114L13 111H7ZM14 112H13V113H14ZM86 112H87V113H86ZM88 112H91V113H88ZM103 112L106 113V115H105ZM85 113H86L87 115H86ZM114 113H115V114H114ZM26 114H27V115H26ZM90 114H91V115H90ZM23 115H24V116H23ZM55 115H56V117H53V116H55ZM114 115H115V116H114ZM1 116H0V117H1ZM9 116H10V114H9ZM12 116H13V114H12ZM12 116H11V117H12ZM47 116H49L50 118L47 117ZM51 116H52V117H51ZM85 116H86V117H85ZM101 116H102V117H101ZM11 117H10L9 119H11ZM28 117H31V118L29 119ZM38 117H39V118H38ZM91 117H92V118H91ZM103 117H104V118H103ZM110 117H111V118H110ZM1 118H2V117H1ZM16 118H17V117H16ZM25 118H26V121H25ZM32 118L35 119V120L33 119V121L36 123V125H35V123L33 124L32 120H31ZM43 118H44V119H43ZM46 118H48V119H46ZM87 118H88V119H87ZM117 118H118V119H117ZM51 119H52V120H51ZM100 119H101V120H100ZM111 119H112L113 121H112ZM114 119L116 120V122H114ZM27 120H28V121H27ZM29 120H30V122H29ZM36 120H38V122H37ZM42 120H43V121H42ZM47 120H48V122H45V121H47ZM58 120H59V121H58ZM97 120H98V121H97ZM9 121H10V120H9ZM40 121H41V122H40ZM106 121H107V122H106ZM110 121H111V124H110ZM23 122H24V124H27V125L30 123V126L35 125L36 127L33 126V130H32V128H31L30 126H28L29 128H27V126L24 125V127H25V129H24V127H23ZM26 122H27V123H26ZM39 122H40V123H39ZM49 122H51V123H49ZM37 123H38V124H37ZM102 123H103V124H102ZM118 123H119V124H118ZM10 124H11V123H10ZM15 124L13 125L14 127H13L12 124H11L12 128H10V127H8V128L11 129V131H12L13 128H15ZM104 124H105V125H104ZM114 124H115L116 126H115ZM20 125H22V126H20ZM45 125H46V126H45ZM52 125H53V126H52ZM101 125L103 126V128L101 127ZM108 125H109V126H108ZM68 126H69V127H68ZM70 126H71V127H70ZM99 126H100L101 129L103 130V132H102L103 136H105L104 131H105V133H107V134H106L107 136H105V137L107 138L106 140H108V141H105V140H104V137L102 136V134H100V133H101L100 131H102V130H99V129H100ZM105 126H107V128L110 127V126H111L110 128H112V126H113V128H116V129H117V133H116V131H115L116 134L114 135V137L116 138V142H117L116 145L118 146L117 149L115 148L116 145L113 144V142L115 143V141L111 142L112 140H115L114 137H113L114 139H112V140L110 141L111 144L114 146V148H113V146H112V145L110 144V142H109V140H110L109 138H111V137H110V136H111L110 134H113L114 132H112V131H114V130L111 129L112 131H109L110 128L106 129ZM118 126H119V127H118ZM43 127H45V128L43 129ZM46 127H47V128H50V127H51L49 132H48L49 129H47ZM56 127H57V128H56ZM88 127H89V128H88ZM2 128H3V127H0V130H1ZM26 128H27V129H26ZM30 128H31V129H30ZM54 128H55V129H54ZM15 129H17V127H16ZM42 129H43V130L46 129V131H43V132H42ZM31 130H32V132H31ZM66 130H67V131H66ZM76 130H77V132H76ZM106 130H107V131H106ZM13 131H14V130H13ZM26 131H27L28 133H24V132H26ZM79 131H80V132H79ZM85 131H86L87 134H89V135H86V136L89 138V140H88V138H85V135H84V134H86V133H84ZM108 131H109V132H108ZM44 132H45L46 134H45ZM50 132H52V133H50ZM67 132H68L69 134H71V135L69 136V134H67ZM70 132H71V133H70ZM11 133H12V132H11ZM22 133H24V134H22ZM64 133H65V134H64ZM77 133H78V134H77ZM82 133H83V134H82ZM108 133H110V134H108ZM15 134H16L18 137H20V138H18ZM20 134H21V135H20ZM33 134L36 135V131H35ZM33 134L31 135V137H30V135H29L30 138L27 137V139L30 140V139L32 138V136H34ZM44 134H45V135H44ZM48 134H49V135H48ZM66 134L68 135V137L65 136ZM72 134H73V135H72ZM0 135H1L0 138L2 139L3 137H5L6 133H5V134H2L1 131H0ZM3 135H4V136H3ZM13 135H14V136H13ZM27 135H25V136H27ZM57 135H58V136H57ZM75 135H79V136H77V138H75V137H76ZM81 135L83 136V138H82ZM108 135H109V136H108ZM117 135H118V136H117ZM2 136H3V137H2ZM21 136H22L23 138H22ZM51 136H52V137H51ZM101 136H102V137H101ZM112 136H113V135H112ZM15 137H16V138H15ZM34 137H35V136H34ZM34 137H33V138H34ZM72 137H73V139H72ZM17 138H18V139H17ZM40 138H39V139H40ZM56 138H57V139H56ZM59 138H61V139H59ZM62 138H63L64 140H63ZM81 138H82V139H81ZM1 139H0V143L3 144V140L1 141ZM22 139H23V140H22ZM69 139H70V140H69ZM84 139L86 140L85 142H84ZM53 140H55V141H56V140H59L60 142H58V144H57V143L52 144V142H54ZM67 140H68V142H67ZM78 140H79V141H78ZM87 140H88V142L90 141L89 144H91V142H92V145H93L92 147H90L91 145H89V144L87 143ZM19 141H20V143H19ZM35 141H36V140H35ZM38 141H39L40 143L42 142L41 139L38 140ZM38 141H37V142H38ZM45 141H44V142H45ZM62 141H63V142H62ZM118 141H119V143H118ZM47 142H46L43 146H45V147L48 148V146H46V144L48 145ZM64 142H66V144H67L66 147H64V146L66 145ZM79 142H80V143H79ZM108 142H109V143H108ZM24 143L20 144V146L23 147V149H24V147L26 146ZM40 143H39V144H40ZM59 143H62V145L60 144V145H61V146H60ZM104 143H107V144H105V146H104ZM41 144H43V143H41ZM41 144H40V145H41ZM64 144H65V145H64ZM85 144H86V146H85ZM102 144H103V145H102ZM109 144H110V146H108ZM118 144H119L120 146H119ZM72 145H74V146H72ZM101 145H102V146H101ZM106 145H107V146H106ZM124 145H126V146H124ZM128 145H129V146H128ZM29 146H30V145H28L27 148L25 147V148L27 149V151H25L24 153L28 152V148H29ZM59 146L62 148V150H61V148H59ZM82 146H83V147H82ZM117 146H116V147H117ZM144 146H146V145H143V148H144ZM31 147H30V148H31ZM33 147H34V146H33ZM67 147H68V148H67ZM71 147H72V148H71ZM80 147H82V148L79 149V150H76V149H78V148H80ZM101 147H102V148H101ZM104 147H106V148H104ZM108 147H109V148H108ZM123 147H125V148H123ZM134 147H136V146H134ZM178 147H179V146H177V147H175V148H178ZM34 148H35V147H34ZM34 148H33V149H34ZM42 148H43V149H42V152H43V153H44V152H47V148H44V147H42ZM57 148H59V149H57ZM64 148H65V149L67 148V149L65 150ZM70 148L73 149L72 151H74L73 153H74L75 155L77 154L76 157L79 155L76 159H75V157H74L73 160H72V159L70 160V161H74V160H76V161L74 162L75 164H74L73 162H71V163H73V165L67 160L68 157L70 156V155H68V154H71V153H70V152H71V149H70ZM84 148H85L86 151L84 150ZM151 148H152V146L150 145V146H149L150 151L153 150V148H152V149H151ZM10 149H11V148H10ZM10 149H7V150H6L5 148H3L4 151H3L2 149H1V151L4 152V153H5V152L8 153L9 151H10V152L12 151V150H10ZM26 149H24V150H26ZM31 149H32V148H31ZM35 149H36V148H35ZM45 149H46V150H45ZM89 149H91V150H89ZM96 149H97V150H96ZM105 149H107L108 152H107ZM133 149H134V148H133ZM144 149H145V148H144ZM144 149H143V150H144ZM8 150H9V151H8ZM29 150H30V149H29ZM44 150H45V151H44ZM63 150H64V151H63ZM81 150H82V151H81ZM83 150H84L85 152H84ZM93 150H94L95 152H94ZM103 150L106 151V152H105L106 154L104 155L105 157L103 156L104 153H102ZM110 150H111V149H110ZM143 150H142V151L140 150V151L143 153V152H144ZM147 150H148V147H147ZM34 151H35V150H34ZM34 151H33V152H34ZM62 151H63L64 154L62 153L61 155H57V153L60 154V152H62ZM66 151H67V152H66ZM68 151H70V152H68ZM88 151H89V152H88ZM104 151H103V152H104ZM145 151H146V149H145ZM153 151H154V150H153ZM29 152L31 153V151H29ZM33 152H32V154H31V156H32V155H35V154L38 153L37 150L35 151V152H36L35 154H34ZM91 152H92V153H91ZM100 152H101V153H100ZM146 152L148 153L149 150L146 151ZM4 153H3V154H4ZM39 153H38V154H39ZM43 153H42V154H43ZM65 153H66V154H65ZM79 153H80V154H79ZM82 153H83V154H82ZM90 153H91V154H90ZM95 153H96L97 156H95ZM150 153H151V152H150ZM74 154H72V155L74 156ZM85 154H86L87 156H86ZM88 154L92 155V156H90V157H92V158L94 159L93 162L91 161V160H93V159H91L90 157L87 158V157L89 156ZM107 154H108V155H107ZM143 154H144V153H143ZM151 154H153V152H152ZM63 155H64V156H63ZM66 155H67V156H66ZM100 155H101V156H100ZM146 155H148V154H146ZM149 155H150V154H149ZM38 156H39V155H38ZM62 156H63L65 159H64ZM80 156H82V157H80ZM94 156H95V157H94ZM102 156H103V157H102ZM106 156H107V158H106ZM33 157H36V156H32V158H33ZM96 157H97V159H96ZM27 158H28V159H27ZM59 158H60V159H59ZM70 158H72V157H70ZM70 158H69V159H70ZM99 158H101V159H99ZM33 159H34V158H33ZM35 159H34V160H35ZM50 159H51V160H50ZM86 159H87V162L85 161ZM88 159H89V161H88ZM48 160H49V162H48ZM57 160H58V161H57ZM59 160H60V161H59ZM81 160H82V161H81ZM83 160H84V161H83ZM187 160H188V159H187ZM25 161H24V162H25ZM46 161H47V162H46ZM51 161H52V162H51ZM64 161H65V162H64ZM66 161L69 162V166H68V163H67ZM79 161H80V162H79ZM56 162H58V165H57ZM76 162H77V163H76ZM90 162H91V163H90ZM150 162L153 163V161H150ZM150 162H149V163H150ZM32 163H33V164H32ZM36 163H38V164H36ZM65 163H66V166H65ZM84 163H85V164H84ZM186 163H187V161H186L185 163H182V165H183L182 167H180V168L178 167V168L180 169V170L177 169V170H178V174H179V173H182V174H183L184 172H185V173H186V172H187V173L189 172L188 170H190V168L188 169V167L192 166L191 164H193V163L190 162V161H188V163H189L190 166H188V165H187L188 163H187V164H186ZM190 163H191V164H190ZM211 163H212V162H211ZM24 164H25V163H24ZM35 164H36V165H35ZM40 164H41V165H40ZM48 164H49V165H48ZM62 164H63V168H64V169L61 168V167H62ZM70 164H71V165H70ZM80 164H81V166H80ZM83 164H84V165H83ZM88 164H89V165H88ZM101 164H102V166H101ZM184 164H186V165L188 166V167H187L188 170H186V167H184V166H185ZM207 164H208V163H207ZM16 165H17V164H16ZM37 165H38V166H37ZM42 165H43V166H42ZM47 165H48L49 167H48ZM76 165H77L78 167H75ZM193 165H194V164H193ZM196 165H197V164H196ZM208 165H209V166H208ZM208 165H207L208 167L211 166L210 169H213V165H210V164H208ZM25 166H26V165H25ZM28 166H29V165H28ZM28 166L25 167L26 170H28V168L31 169V168L28 167ZM36 166H37V167H36ZM53 166H55L56 168L53 167ZM64 166H65V167H64ZM71 166H72V167H71ZM73 166H74L75 168H74ZM85 166H86V167H85ZM89 166H90V167H89ZM154 166H156V165H154ZM207 166H204V165H203L202 168L204 169V168L207 167ZM17 167H18V165H17ZM68 167H69V168H68ZM82 167H84L85 169H83ZM87 167H88V168H87ZM97 167H98V166H97ZM99 167H98V168H99ZM174 167H176V166H173V167H172L173 169L171 168L170 172H171L172 170L174 171V170L176 169V168L174 169ZM208 167H207V169L205 168L207 171H206L205 169H204V171H203V172L206 171L207 173H202V175H206V174H209V173L211 174L210 170H209V173H208ZM43 168H44V169H43ZM53 168H54V169H53ZM67 168H68V169H67ZM72 168H73V169H72ZM100 168H99V169H100ZM152 168H154V167L152 166ZM181 168H182V169H181ZM183 168H185L186 171H183V170H184ZM191 168H193V167H191ZM51 169L54 170V171H52ZM70 169H72V170H70ZM74 169H77V171L75 172ZM78 169H79V170H78ZM81 169H82V170H81ZM95 169H96V168H95ZM147 169H148V168H147ZM147 169H146V171H147ZM155 169H156V167H155L154 170H153L154 173H155ZM38 170H39V171H38ZM47 170H48V171H47ZM62 170H63V172H62ZM68 170H70V173H69ZM84 170H86L87 172L84 171ZM129 170H130V172H131V170H132V172H133V173H132V172L130 173V172H128V170H127V174H125V177L127 178L126 180L129 182V185H130V184H131V185L134 184V181H136V183H137V187H139V188H136V187H134V188H136L137 191H139L138 189L141 188L140 191H139V192L142 191V192H141V196H142L143 194H145V193H146V194L149 193L148 195L151 197L150 200L152 201V200L155 198V194H154V193H153L154 198H152L153 196H152V193H151V192L153 191V190H152L153 187H151V185H150V184L152 183L151 181H153V180H151V179H153V176H152L151 179L149 178V179H150V180H149L147 174L145 173V174H144L145 176H144V177H141V179L138 177L140 180H137V179L134 180L135 178H137V177L135 176L134 179H133L134 181H131L132 178H133V176L136 175V174H134V173H135V170H133V168H132V169H129ZM150 170H151V169H150ZM156 170H157V169H156ZM177 170H176V171H177ZM192 170H193V169H192ZM192 170H191V171H192ZM32 171H31V172H32ZM43 171H44V172H43ZM45 171H47V172H45ZM51 171H52V172H51ZM95 171H97V172L99 171V173H100V170H97V169H96ZM200 171H201V170H200ZM18 172H19V171H18ZM31 172L29 171V173H31ZM33 172H32V173H33ZM77 172H78V173H77ZM91 172H92V173H91ZM150 172H152V171H150ZM153 172H152V173H153ZM170 172H169V173H170ZM174 172H175V171H174ZM174 172H173V173L171 172V174H173V175H171V176H172V179L170 178L171 176H170V177H167V178H163V179H167V180H168V178H169V180H172L173 183H170V184H171V185L173 184L172 186H173L174 188H175V187H176V188H180L179 186H182V185H183V187H187L185 190H188V191H189V188H190V187H193V186H190V187H189V186H186L188 183H189V185H190V183H192V181H193V183H192L193 185H194V183H196L195 185H196V186H199L201 182H207L206 179L203 178V179H204V180H203V179H200V177H197V178H198L197 181L202 180L200 183H199V182H194V181H196V180H193V177H194V175H195V174L193 173V171L191 172V174H189V175H192V174H193V175H192V179H191V177H189V178H190V180H189V178L187 177V178H188V181L184 182V181H185V178H184L183 176L186 175V174H183V176L181 177V174H179V175L177 176V175H174ZM201 172H202V171H201ZM22 173H26V172H24V170H23ZM32 173H31V174H32ZM65 173H66V174H65ZM71 173H74V176L72 177L73 179H75L74 181H76V179H77L78 181L81 180L82 183H83V179H84V181L87 182L88 178H90V179L88 180V181H90V183L87 182L89 185L91 184V180L97 179L96 176H97L98 178H101V180H100L99 182H98V179H97V181H96V182H98L100 185L98 186L97 184H93V185H95V188L93 187L95 190L91 188L92 190L90 189V192L87 193V195H88L89 193H90V195L93 194V196H92L90 199H91V200H94V202H93V201H90V203H89L88 198L90 197V195H88V198H86L87 201H88V203H89V204H88V208H90L89 210H87V209H88L87 207H86L87 209L85 208V206H87V205H86V204H87V203H86L87 201L85 202L86 199H85L84 197H82V196H79V197L77 196V193H79V192H77V189H78L80 186H78V188H77L76 183L73 182V180H71V178H68V179H67V177H71V176H72V175H71V176H67V175H70ZM75 173H76V174H75ZM82 173H83V174H82ZM94 173H96V175H95ZM147 173H148V172H147ZM169 173H168V176H169ZM189 173H190V172H189ZM33 174H34V173H33ZM37 174H38V173H37ZM50 174H51V175H50ZM62 174H63L65 177H63ZM79 174H81V175H79ZM86 174H87V175H86ZM92 174L94 175V177L92 176ZM129 174H133L132 176L130 175L131 178H129V176H127V175H129ZM176 174H177V172H176ZM210 174H209V176H206V177H207V178H208V177L210 178V176H211V178H212V175H210ZM216 174H217V173H216ZM42 175L45 176V177H42ZM46 175H47V176H46ZM76 175H77V176H78V175L80 176V177H78L79 179L77 178ZM50 176H51V177H50ZM75 176H76V177H75ZM82 176H83L84 178H83ZM90 176H91V177H90ZM149 176H150V175H149ZM173 176H174L175 179H173ZM176 176H177L178 178L181 177V179H180V178L177 179ZM187 176H188V175H187ZM48 177H49V178H48ZM74 177H75V178H74ZM146 177H147V180H146L147 184H146L145 181H144V180L146 179ZM161 177H162V176H161ZM185 177H186V176H185ZM195 177H196V175H195ZM202 177H203V176H201V178H202ZM30 178H31V177H30ZM44 178H45V179H44ZM63 178H66V179H63ZM80 178H81V179H80ZM93 178H94V179H93ZM128 178H129V180H128ZM182 178H184V181H182V182H184V184H182V182L179 181V180H182ZM197 178H196V179H197ZM209 178H208V180H210V182H211L212 180L215 181V178L212 179V180H211V178H210V179H209ZM43 179H44V181H43ZM59 179H60V180H59ZM161 179H162V178H161ZM194 179H195V178H194ZM67 180H70V182L67 181ZM142 180H143V181H142ZM55 181H56V182H55ZM60 181H61V182H60ZM71 181H72V182H71ZM78 181H76V182H78ZM130 181H131V182H130ZM148 181H149V183H148ZM172 181H169V182H172ZM178 181H179L180 183H179ZM189 181H190V182H189ZM50 182H51V183H50ZM52 182H53V183H52ZM67 182H68V183H67ZM100 182H101V183H100ZM132 182H133V183H132ZM140 182H141V184H138V183H140ZM150 182H151V183H150ZM187 182H188V183H187ZM208 182H209V181H208ZM210 182H209V183H210ZM215 182H217V180H216ZM43 183H44V184H43ZM45 183H46V185H45ZM63 183H66V184L64 185ZM69 183H70V184H69ZM71 183H73V184H71ZM79 183H80V182H78V185H79ZM178 183H179V184H178ZM185 183H186V184H185ZM40 184H39V185H40ZM62 184H63V185H62ZM74 184H75V185H74ZM144 184H146L147 186L144 185ZM148 184H149V187H150V188H148ZM192 184H191V185H192ZM197 184H199V185H197ZM47 185H48V186H47ZM66 185H67V186H66ZM68 185H70V186H68ZM83 185H85V183H84ZM83 185H82V186H83ZM91 185H92V184H91ZM91 185H90V186H91ZM93 185H92V186H93ZM131 185H130V186H131ZM135 185H136V184H135ZM135 185H134V186H135ZM142 185H143V186H142ZM178 185H179V186H178ZM184 185H185V186H184ZM195 185H194V186H195ZM46 186L48 187V189H47ZM65 186H66V187H65ZM71 186H74V187L71 188ZM75 186H76V187H75ZM69 187H70V188H69ZM96 187H97V188H96ZM132 187H133V185H132ZM183 187H182V188H183ZM56 188H57V189H56ZM74 188H75L76 190H74ZM80 188H81V187H80ZM143 188H145V189L143 190ZM194 188H196V187H194ZM49 189H50L51 191H50ZM98 189H99V190H98ZM146 189H147V190H146ZM150 189H151V192H150ZM190 189H191V188H190ZM192 189H193V188H192ZM55 190H56V191H55ZM81 190L84 192V189H83V188L80 189V190H78V191H81ZM96 190H97V191H96ZM145 190H146V191H145ZM71 191L74 192V193H72ZM82 191H81V192H82ZM91 191H92L93 193H91ZM148 191H149V192H148ZM52 192H53V193H52ZM60 192H61V193H60ZM83 192H82V193H83ZM94 192H97V193H94ZM100 192H104V190L102 189V190H100ZM143 192H144V193H143ZM147 192H148V193H147ZM153 192H154V191H153ZM46 193H47L48 195H47ZM50 193H51V194H50ZM62 193H63V194H62ZM104 193H105V192H104ZM74 194H75L77 197H76ZM80 194H81V193H80ZM150 194H151V195H150ZM45 195H46V196H45ZM65 195L69 198V200L67 199V197H66ZM71 195H72V196H71ZM81 195H82V194H81ZM83 195H84V194H83ZM94 195H95V196H94ZM101 195H102V193H101ZM51 196H52V197H51ZM73 196H74V197H73ZM84 196H85V195H84ZM96 196H98V197L96 198ZM104 196H105V194H104ZM143 196H146V195H143ZM36 197H37V196H36ZM39 197H40V196H39ZM39 197L36 199V201H37L36 204H37V205H39L38 203H41ZM65 197H66V198H65ZM101 197H102V196H101ZM62 198H64V200H61ZM76 198H77V199H76ZM82 198H84V201H83V202H82V201H79V200L82 199ZM75 199H76V201H75ZM90 199H89V200H90ZM95 199H96V201H95ZM48 200H49V201H48ZM65 200H66V201L68 200V201H67L68 203L70 202V207L68 206L69 204H68ZM77 200H78V201H77ZM36 201H35V202H36ZM52 201H53V202H52ZM71 201H72V202H71ZM73 201H74L75 203H74ZM151 201H150V202H151ZM51 202H52V203H51ZM61 202H62L63 204H61ZM81 202H82V203H81ZM58 203H60L62 206H61L60 204H58ZM64 203H67L68 205H65ZM72 203H73V204H72ZM77 203H78V204H77ZM93 203H94V204H93ZM99 203H100V202H99ZM55 204H56V205H55ZM57 204H58V205H57ZM74 204H76V205H74ZM90 204H93V205H92V206H89ZM97 204H98V203H97ZM82 205H83V206H82ZM84 205H85V206H84ZM52 206H54V207H52ZM56 206H57V208H59V207H63V206L65 207V206H66V208H63V209H65V210H63L62 208H61V209L59 208L60 210H59V209L55 210V209H56ZM67 206H68L69 209L67 208ZM95 206H96V205H95ZM91 207H92V208H91ZM47 208H48V209H47ZM53 208H54V209H53ZM80 208H81V209H80ZM94 208H95V207H94ZM53 210H54V211H53ZM58 210H59V212H60L61 210L65 211V212H63V214L65 213V214L63 215V217L65 216L64 219H63V221H61L60 219L57 220L58 217L60 218V217L62 216V215L60 214L62 211H61L60 213H56V211L58 212ZM70 211H71V210H70ZM74 211H75V209H74ZM77 211H76V212H77ZM85 211H84V212H85ZM81 212H80V213H81ZM84 212H83V214H84V215H87V213H86V212L84 213ZM48 213H49V212H48ZM70 213H71V212H70ZM89 213H90V212H89ZM89 213H88V214H89ZM52 214H53V215H52ZM71 214L73 215V213H71ZM71 214H69L70 216L66 217V218H69V219H70V220L67 219L68 221L66 220V221H67V222L65 221L66 223H68V222L71 223V222H72V221H71ZM74 214H75V212H74ZM58 215H59V216H58ZM60 215H61V216H60ZM75 215H77V214H75ZM44 217H45V218H44ZM63 217H62V218H63ZM8 218H9V217H8ZM42 218H43V219H42ZM51 218H52V219H51ZM0 219L3 220V222L6 221V220H4L3 218H0ZM46 219H47V220H46ZM160 219H161V218H160ZM56 220H57L58 223L56 222ZM93 220H95L94 222H95V224H96V221H97V220H96L95 218H93ZM93 220H92V221H93ZM3 222L0 221V223H3ZM9 222H11V221L7 219V222H5V223H3V224H0V225H1V226H0V231H2V232H0V235H1V236H0V242L2 241V237L4 238V239H3V240H4V241H3V245H2V243H0V245L2 246V248L5 246L6 243H4V242H5V241L7 240V238H8L6 235L10 236L9 233H6L7 230H5L7 224H9ZM94 222H93V223H94ZM158 222H160V220H159V218H158V216H157L156 219H154V223H153V224H154L155 226H156V225L158 226V227H156V228L159 229V230L157 229V230H158L157 233L160 232V233H159L160 235H159V234H156V239H158V240L161 241V239H164V238H165L164 240H162L163 243L166 242V243L164 244V246H165V247L169 246V247H167V250H166L165 247H164V248H159V247H158V248H154V249L147 248V247L145 248V246H143V247H141V248H140V247H137V246H136V247H133V248L130 249L131 252L129 251V253H127V252H126V253H127L128 257H131V254H133V253L136 255V256H135V255L133 254V258H135V259L138 258V260H135V264H139V262H140V264H145V262H147V264H153V263H154V264H158V263H159L158 260H159L161 257H163L162 254H164V253H162V252H165V255H166V253H168V254H169L168 257H170V255H171V256L173 255L174 257L172 256V258H174L175 261L172 260V259H171V260H168V258H166V260H165L164 257H163V258L160 259V263H159V264H163V263L165 264V262H166V264H168V261H170V264H171V261H172V262H176L177 264H180L181 262H182L183 264H186V263H187V262H186L187 259L189 260L190 257H191V258L193 257L192 259L190 258L191 260H189V262H190V261L192 262V263L190 262V264H193V263H194V264H198V263H197V260H198L199 263H201V264H202V263H203V264H228L229 261H230L229 264H233V263L235 264V262H236V264H240L242 261H243L242 264H243V263L245 264V262H246V264H247V263H248L247 261H250L249 259H251V257H252V259H253V263L251 262L252 264H259V261H258V260H260V259H261V260H262V259L264 260V256H263L264 254H263V252H262L263 255H261V253H260V251H264V250H262V249H264V243L262 244V241L264 242V240H263V239H264V235H263V237L261 236L262 238H261V237H258V238H261L260 241H259V243H260L259 245H261V246H258V242H257L256 240H255V242H257V243H255V244H254V243H253V244L251 243L253 246H256V245H257L258 248L261 249V250H259V252H257V251H258V250H257V247H255V250L253 249V253H255V251H256L257 253H260L259 255H261L262 258H261L258 254H256V253H255L256 255L253 257V253L250 252V250L252 251V249H249V255H252V256H250V258H248L249 256H247V257H246L247 259H245V261L242 260L241 262H237V261H235V260L233 259V258H235L234 255H232V257L230 256V254H228V255L226 256L224 252H223V253H220V251H218V252L220 253V255H218V253L216 254L214 251H213L212 253L209 252V253H205V254H204V253L199 254L200 256H199L198 254H196V256H195L194 254H192V255H189L187 258L185 257V258H186V261L183 262V259H185V258H180L178 255H176V253H175V252L173 251V249H171V247H170V246L172 245V243H169L170 241L168 240V239H170V238H168V236H167V237L164 236L165 234L168 235L167 232H166L165 230H161V229H160V228H162V229L164 228L163 225H162V220H161V222H160V225H161L160 227H159V223H158ZM156 223H157V224H156ZM64 224H65V223H64ZM97 224H98V223H97ZM54 225H55V226H54ZM68 225H70V224L68 223ZM59 226H60V227H59ZM65 226H67V224H65ZM95 226H96V228H97L96 231L98 230V232L95 231V229H94ZM95 226L92 227V228H93L92 230H94V231H93L94 233L91 232L92 235H88V233L86 234L87 237H86L85 239L87 240V242H90V241L92 242L93 239H92L91 237H92V236L94 237L95 235H96V238H99L98 240L93 241V242H97V241H98V242L96 243L97 246H96V244H95L96 247H98V244H99V246L101 245L102 247H104V246L107 244V242H105V241H106V239H107L108 236H110V238L108 237L109 239H107V240H111V239L115 240V239L113 238V237H114V235H113V233H112L113 230L109 229V231L107 232L108 228H106V227H105V228H102L101 225H99V226H101L100 228H98V225H95ZM1 227H2V228H5V229H2ZM68 227H69V226H68ZM109 228H110V227H109ZM100 229H101L102 231H100ZM103 229H104L105 232L107 233L106 238H103V237H102V236H104V235L106 234L105 232H103ZM3 230H4L5 233L3 232ZM58 230H57V231H58ZM60 230H59V231H60ZM57 231H56V235H53V234H52L53 238H52V236H50L51 234L48 235V237L50 236V237L48 238V240H51V241H52V243H50L51 241H48L49 244L47 243V245H49V247H52L51 244L54 245V241L57 240L58 238H60V236H61L60 233H62V235H66L65 232H64V234H63V230L60 231V232H57ZM164 231H165V232H164ZM95 232H96V233H95ZM102 232L105 233V234L102 235V234H101ZM162 232H163V233H162ZM57 233H59V234H57ZM99 233H100V234H99ZM161 233H162V234L165 233V234L162 235ZM67 234H70V233H67ZM89 234H90V233H89ZM57 235H58V237H57ZM97 235H98V236H97ZM161 235H162V236H161ZM67 236H69V235H67ZM88 236H89L90 238H89ZM112 236H113V237H112ZM160 236H161V237H160ZM163 236H164V238H163ZM5 237H6V240H5ZM54 237H55V238H54ZM61 237H62V236H61ZM100 237H102V241H101V238H100ZM104 237H105V236H104ZM94 238H95V237H94ZM159 238H160V239H159ZM90 239H92V240H90ZM86 240H85V241H86ZM104 240H105V241H104ZM113 240H111L113 243H112L111 241H108V244H107L108 246H105V247H107V248L110 249V250H108V249L106 248L105 251H104V250H102L101 247H100L99 249H98V248H95L94 250H95V251H97V250L100 251V253L103 254V255H104L105 253H106V254H113V253H109V251L114 250V249H118L117 247H119L118 251H121L120 249H122V248H120V247H121V246H119L120 244H117L116 241H113ZM166 240H168V241H166ZM170 240H171V239H170ZM99 241H101V242L103 243L104 246H103L102 244H100ZM171 241H172V240H171ZM66 242H67V241H65L64 244H66ZM104 242H105L106 244H104ZM109 242H111V243H109ZM167 242H168L169 245L167 244ZM67 243H69V245H71L70 242H67ZM71 243L74 244L75 242L72 241ZM77 243H78V242H77ZM77 243H76V244H77ZM115 243H116V244H115ZM64 244H63V245H64ZM73 244H72V245H73ZM111 244H112V245H111ZM113 244H114V245H113ZM55 245H56V244H55ZM55 245L53 246V248L56 247ZM63 245H62V246H63ZM66 245H67L66 247H65V245H64L63 247L65 248L64 251L67 253L66 260L68 261V259H69V257H68V253H69L71 250H69L70 246H69L68 244H66ZM115 245H116V246H115ZM117 245H118V246H117ZM252 245H251V247H252ZM1 246H0V247H1ZM74 246H75V244H74L70 249L73 250V249H74ZM93 246H94V244H93ZM111 246H113V247H111ZM67 247H69V248H67ZM76 247H77V246H76ZM76 247H75V248H76ZM105 247H104V248H105ZM109 247H111V248H109ZM115 247H116V248H115ZM161 247H162V246H161ZM261 247H262V248H261ZM104 248H103V249H104ZM136 248H138L139 250L136 249ZM253 248H254V247H253ZM62 249H63V248H62ZM135 249H136L137 251H136ZM150 249H151V250H150ZM155 249H157V250H155ZM57 250H58V249H57ZM67 250H68V251H67ZM149 250H150V251H149ZM159 250H161V251H159ZM163 250H165V251H163ZM0 251H1V256H2V257L0 256V263L2 264L4 261H6L7 263L5 262L4 264H8L9 261H11L10 258H9L10 255H9V254L7 255L6 253H5V254H6V255H5V254L2 252V249H1V248H0ZM90 251H91V250H90ZM92 251H93V250H92ZM92 251H91V252H92ZM106 251H108V253H107ZM135 251H136V252H135ZM58 252H60V249L58 250ZM104 252H105V253H104ZM150 252H151V254H150ZM154 252H155V253H154ZM169 252H170V253H169ZM216 252H217V251H216ZM2 253H3L4 255H2ZM140 253H141V254H140ZM144 253H146V254H144ZM148 253H149V257H148ZM152 253H153V254H152ZM161 253H162V254H161ZM174 253H175V254H174ZM139 254H140V255H139ZM143 254H144V255H143ZM155 254H157V255H155ZM213 254H214V255H213ZM223 254H224V256H223ZM129 255H130V256H129ZM138 255L141 257V259H140V257H139ZM151 255H152L153 258L156 256V257L154 258L155 260H153V258L151 257ZM160 255H161V257H160ZM201 255H204V256H202L203 259L201 258ZM207 255H208V256H207ZM211 255H212V256H211ZM215 255H216V256H215ZM257 255L260 257V259H258L259 257H258ZM143 256H144V258H143ZM177 256H178V257H177ZM198 256H199V259H198ZM205 256H206V257H205ZM233 256H234V257H233ZM256 256H257V257H256ZM5 257H6V258H5ZM64 257H65V256H64ZM64 257H63V258H64ZM67 257H68V258H67ZM194 257H195V258H194ZM221 257H222V258H221ZM228 257H229L230 260L227 259ZM237 257H239V256L237 255ZM237 257H236V260L238 259ZM255 257H256V258H255ZM1 258H4L3 261H2ZM103 258H104V257H103ZM146 258H147V259H146ZM148 258H149V259H148ZM151 258H152V259H151ZM175 258H176V259H175ZM200 258L202 259V261H201ZM204 258H205V259H204ZM215 258H218V259H215ZM225 258H226V259H225ZM239 258H240V257H239ZM8 259H9V261H7ZM169 259H170V258H169ZM177 259H178V260H177ZM194 259H195V260H194ZM252 259H251V260H252ZM256 259H258V260L256 261ZM61 260H62V258H61ZM61 260H60V261H61ZM64 260H65V258H64L62 261H64ZM66 260H65V261H66ZM141 260H142V263H141ZM145 260H146V261H145ZM152 260H153V261H152ZM163 260H165V261H163ZM192 260H194L195 262L192 261ZM222 260H224V262H223ZM232 260H233V261H232ZM240 260H241V258H240ZM240 260L238 259V261H240ZM261 260H260V261H261ZM263 260L260 262L261 264H264V261H263ZM138 261H139V262H138ZM148 261H149V262H148ZM177 261H178V262H177ZM200 261H201V262H200ZM204 261H205V262H204ZM212 261H213L214 263H212ZM221 261H222V263H221ZM255 261H256V263H255ZM151 262H153V263H151ZM161 262H162V263H161ZM189 262H188V264H189ZM262 262H263V263H262ZM107 263H111V264L113 263V264H114V263H116V262H114V261L112 262V260H109L108 262H106V264H107ZM176 263H175V264H176ZM251 263H250V264H251ZM9 264H10V263H9ZM104 264H105V263H104ZM172 264H174V263H172ZM248 264H249V263H248Z\"/></svg>",
	"mask_w": 264,
	"mask_h": 264
}]
</instances>
